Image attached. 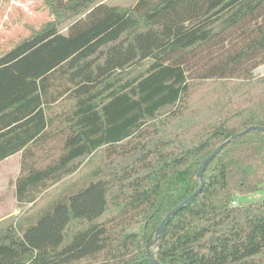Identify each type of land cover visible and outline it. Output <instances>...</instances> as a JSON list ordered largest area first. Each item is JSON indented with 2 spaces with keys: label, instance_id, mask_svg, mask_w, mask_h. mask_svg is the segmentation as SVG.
Instances as JSON below:
<instances>
[{
  "label": "trees",
  "instance_id": "1",
  "mask_svg": "<svg viewBox=\"0 0 264 264\" xmlns=\"http://www.w3.org/2000/svg\"><path fill=\"white\" fill-rule=\"evenodd\" d=\"M43 1L54 20L0 57V163L23 153L20 204L93 167L0 233V264H264V200L233 206L264 189L261 131L223 148L155 243L204 160L264 128V0Z\"/></svg>",
  "mask_w": 264,
  "mask_h": 264
},
{
  "label": "rangeland",
  "instance_id": "2",
  "mask_svg": "<svg viewBox=\"0 0 264 264\" xmlns=\"http://www.w3.org/2000/svg\"><path fill=\"white\" fill-rule=\"evenodd\" d=\"M137 1L138 0H104V3L110 6L129 8ZM53 20L54 16L49 15L47 5L43 0H0V57L30 35L32 30H39ZM66 26L67 24L61 26L63 33L67 32ZM150 62L151 61H146L141 66L131 69L127 77L132 78L133 76L144 74ZM254 75L256 79L263 77L264 65L257 68L254 71ZM240 82L241 80L235 79L226 83L231 90L234 86L243 84ZM222 86L223 85H221V87ZM214 88H220L219 84L204 85L193 96L191 108L197 113L198 117H203L208 113L207 104L213 101L212 96ZM71 104V102H67L64 105L69 108ZM92 167L93 163L84 162L75 174L42 192L34 203L20 204L16 198L15 182L17 176H19L21 172V165L14 161L0 164V233L10 226L17 227V224L22 219L38 212L54 197L61 193L64 188L68 187L69 183L77 182L85 176ZM235 200L238 205L262 201L264 200V189L255 193L238 194ZM78 227L79 225L77 224L72 225L70 227V233L74 232ZM94 263L90 260H82L74 264Z\"/></svg>",
  "mask_w": 264,
  "mask_h": 264
},
{
  "label": "water",
  "instance_id": "3",
  "mask_svg": "<svg viewBox=\"0 0 264 264\" xmlns=\"http://www.w3.org/2000/svg\"><path fill=\"white\" fill-rule=\"evenodd\" d=\"M251 131H261L264 132V128L263 127H259V126H251L248 127L246 129H244L243 131L233 135L231 138H229L228 140H226L224 143H222L220 146H218L202 163V165L199 168L198 174H197V178L200 181V187L192 194L190 195L186 200H184L181 204H179L178 206H176L174 209H172L166 216L165 218L162 220L161 224L159 225L156 234H155V243L160 239V237L163 234V231L165 229V227L167 226V224L170 222V220L179 212L181 211L183 208H185L186 206H188L191 202L194 201L195 198H197V196L202 192V190L204 189L205 186V179H204V173L207 169V167L209 166V164L220 154V152L223 150V148L231 143L232 141L248 134ZM150 252V249H149ZM149 256L151 257L152 261L154 264H161V262H159V260H157V258L153 257L151 255V252L149 253Z\"/></svg>",
  "mask_w": 264,
  "mask_h": 264
},
{
  "label": "crops",
  "instance_id": "4",
  "mask_svg": "<svg viewBox=\"0 0 264 264\" xmlns=\"http://www.w3.org/2000/svg\"><path fill=\"white\" fill-rule=\"evenodd\" d=\"M22 152H20V153H17L16 155H13L12 157H10V158H8V159H6V160H4V161H2L0 164H2V163H6V162H9V161H14V162H17L18 164H20L21 165V162H22ZM19 174V173H18ZM17 174V175H18ZM18 177V176H17Z\"/></svg>",
  "mask_w": 264,
  "mask_h": 264
},
{
  "label": "built area",
  "instance_id": "5",
  "mask_svg": "<svg viewBox=\"0 0 264 264\" xmlns=\"http://www.w3.org/2000/svg\"><path fill=\"white\" fill-rule=\"evenodd\" d=\"M237 204H238L237 201L233 202V206H237Z\"/></svg>",
  "mask_w": 264,
  "mask_h": 264
}]
</instances>
